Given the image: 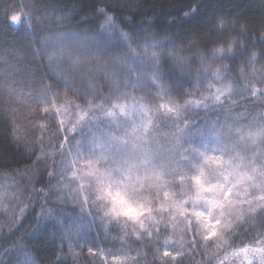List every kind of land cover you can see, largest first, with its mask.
I'll list each match as a JSON object with an SVG mask.
<instances>
[{
  "label": "snow or ice",
  "instance_id": "snow-or-ice-1",
  "mask_svg": "<svg viewBox=\"0 0 264 264\" xmlns=\"http://www.w3.org/2000/svg\"><path fill=\"white\" fill-rule=\"evenodd\" d=\"M140 4V0L135 3L132 0H105L96 9L102 16L98 34L118 36L127 42L118 55L94 50L84 41L74 43L63 37L58 38L59 53L68 72L67 75L58 74L64 84V95L67 96L70 90L80 98L83 92L84 105L75 104V109L85 112L87 118L78 119L66 130L61 120L60 127L54 130L53 135L59 140V134L65 132L64 140L71 144L67 150L68 156L75 152L79 157L82 150L90 145V155L95 157L94 160L88 158L86 167L89 171L79 177L73 173V177L87 179L89 188H92L94 177L97 182H102L116 172L121 174L122 179L127 177V183L134 191L139 186L143 203L139 206L138 214L128 217L131 233L127 231L128 223L121 225L123 237L128 238L122 239V248L127 245L128 251L132 250L131 236H135L144 246L158 240L161 223L165 228L171 224L175 232V212L184 217L179 221L184 224L180 230L181 245L187 242V233L191 232V246H199V238L205 242L216 238L215 246L219 249L221 242L229 245L230 237L242 226H246L255 230L249 242L251 246L241 247L233 254H242L246 264H264V113L245 122V114L234 111V106H239L237 95H242L245 100L250 95L264 101V71L257 81L261 87H257L248 79L245 69L240 68L241 78L245 81L243 88L248 95L238 92L233 84L224 80L234 70L229 64L235 65L238 59L249 68L254 69L257 63L264 67V25L259 28L258 39L252 40V31L246 22L242 23L236 17L219 15L204 26L202 31L179 42L156 34L134 41L120 28V18L114 13L109 15L107 5L126 7L132 13ZM25 7L28 8L31 31L37 33V39L42 42L41 46L33 49V59L40 60L47 56L51 61L55 53L49 49L51 34L45 28L52 23L63 25L70 13L49 12L35 4ZM195 12L197 6L193 5L177 23H183ZM22 19L21 15H10L13 25ZM125 19L131 20L132 17L129 14ZM226 36L233 38L225 39ZM201 41L213 45L208 55L201 51ZM184 44L197 53L199 66L194 77L189 66L190 57L184 54ZM257 48L259 52L255 51ZM157 53H160L159 57ZM216 61L220 62L219 67ZM165 64L171 65L167 71ZM176 71H179V76ZM77 75L87 80V89L76 87ZM185 77L194 79L197 84L202 79H212L218 82V86L208 95L201 93L200 100H191V91L186 93L184 89ZM100 79L105 81L103 86L100 85ZM53 87L51 84L43 85V94L58 98L60 92L53 91ZM104 87L107 88V94L104 93ZM162 96L168 98L167 104L158 102ZM121 100L125 103H120ZM129 100L132 101L130 106L127 103ZM180 100L184 103H179ZM68 104L66 100L65 106ZM210 112L218 113L215 119L209 115ZM137 113L139 119L135 118ZM101 116L107 119L102 120ZM161 132L165 133V142L158 139ZM68 133L73 135L69 137ZM209 141L213 145L211 148ZM22 143L17 139L14 144L21 149ZM59 147L63 150L64 143H60ZM23 151L35 154L26 143L23 144ZM61 155H65L64 151H61ZM45 156L50 158L51 153L45 150L41 142L37 161ZM44 164L46 166V161ZM105 164L108 167L101 171ZM74 165L75 161L67 165V171H71ZM35 166L39 168L42 165L37 163ZM67 171L62 169L59 173H48L57 183L52 185L49 181L46 200L56 195L57 201L67 202L63 199V189L67 184L59 179L66 177ZM83 188L81 184L74 193H70L72 201L82 213L96 219L90 206L91 196L83 195ZM173 188H179V193H172ZM170 194L173 196L171 201ZM188 205L191 207L190 212L186 207ZM243 205H247V208ZM86 206H89L87 211ZM166 210L168 215L164 216ZM24 211L25 208L21 207L20 212L23 214ZM110 213L115 216L124 215L117 210L116 205H113ZM56 217L55 208L49 209L42 204L36 218V228L28 234H38L41 221H56ZM2 227L0 225V229ZM8 227L11 229V224ZM65 237L71 242L72 238L67 232ZM167 245L168 239H165V248ZM19 246V238L11 241V248ZM11 248L5 251H11ZM69 248L71 250V243ZM209 248L205 244V251ZM159 251L157 248L156 255ZM174 251L176 255L183 254L182 247ZM89 252H92L91 247ZM108 255L124 256V252H108ZM141 255L146 254L137 249V256ZM161 258L175 261L173 251L170 250H164ZM126 260L141 264L139 259L131 256H126ZM125 261L116 259L115 264H125ZM88 264H94V261ZM144 264H148L146 259Z\"/></svg>",
  "mask_w": 264,
  "mask_h": 264
},
{
  "label": "trees",
  "instance_id": "trees-1",
  "mask_svg": "<svg viewBox=\"0 0 264 264\" xmlns=\"http://www.w3.org/2000/svg\"><path fill=\"white\" fill-rule=\"evenodd\" d=\"M132 2L135 3L136 0ZM140 2L137 10L132 13H129L126 7L107 5L109 15L114 13L120 18V28L125 32L134 33L138 29L146 28L148 33L167 36L177 42L183 40L182 36L188 38L202 31L208 19L219 14L229 18L236 17L242 23L246 22L252 31V40L258 39L259 28L264 25V0H140ZM104 3L105 0H0V225L3 226L0 229V264H33V261L35 264H88L89 261H94V264H115L116 259L125 261L126 256L139 259L141 264H144L145 259L148 264H164L165 261L167 264H246L242 254H233L241 247L251 246L249 242L255 235V230L246 226H242L230 237L231 246L221 242L220 248L217 249L216 238L207 242L199 238V246H191L193 239L191 232L187 233V242L181 245L180 230L184 228V224L179 221L184 217L180 215L175 232L171 224L165 228L161 223L158 240H153V243L144 246L135 236H131L132 250L128 251L127 245L122 248V239H128L123 237L121 231L123 224L106 222L101 225L98 217L95 216L94 219L82 213L79 206L72 201L70 193H74L81 184L84 185L83 195H92L87 179L80 180L73 177V173L79 177L87 170L81 166L80 156L78 157L75 152L70 156L67 155L68 142L64 140L65 134L61 132L59 140L53 135L54 130L58 128V115L51 113L45 118L40 112L41 107L44 106L41 102H48L50 98L57 101L65 96L61 90L64 84L58 78V74L67 75L68 72L65 61L59 58L52 57L51 61L47 56L40 60L33 59V49L41 46L42 42L37 39L38 34L31 31L27 17L28 8L25 6L30 7L35 4L46 8L49 12L70 13L63 25L52 23L45 28V31L51 34L49 49L55 51L56 43L53 37L66 30L68 33L73 31L78 40L89 43L94 49L95 39L87 37L85 33L99 26L102 16L96 9ZM193 5L197 6V12L183 23H177ZM13 13L21 15L26 20V25L18 23L13 25L10 21V15ZM129 14L132 19H125ZM232 38L225 37V39ZM200 44L201 51L205 55L213 47L207 41H201ZM255 51L259 52V48ZM193 52L197 55L195 51ZM165 65L167 70L171 67L170 64ZM189 66L194 77L199 62L191 57ZM229 67L234 70L229 72L224 80L229 79L238 92L248 95L243 88L245 81L241 78V74L236 75V64H229ZM93 71L97 70L93 69ZM211 80H201L208 81L206 89L212 87ZM250 80L257 87H261L257 83L258 80ZM46 84L53 85V91L59 90L58 98L51 94L47 96L43 94V85ZM75 85L82 90L89 87L87 80H82L79 75L75 78ZM184 89L186 93L189 90L186 87ZM197 90L200 91L201 87ZM68 92L73 94L70 90ZM80 99L83 100V92ZM236 99L239 101V106H234V111L244 113L245 122L258 118L264 113V101L250 95L247 100L242 95H237ZM158 102L167 104L168 101L166 96H162ZM179 103L183 104L184 101L180 100ZM75 104L84 105L76 102ZM80 113L84 117L87 116L85 112ZM217 114V112L209 113L213 119ZM135 118L139 119V113ZM164 135L165 133L161 132L158 137L161 142H165ZM17 139L23 142L21 149L14 144ZM41 142L45 150L51 153V157H41V160L37 161ZM24 143L30 145L35 154L25 153ZM60 143L65 145L63 150L59 147ZM212 146V142L209 141V148ZM61 151H64V156L61 155ZM73 161L75 165L71 171H67V165L72 164ZM37 163L42 166L37 168L35 166ZM62 169L67 171L66 177H59L63 184H67L63 189V199L67 202L57 201L56 195H51L46 200L49 181L51 180L52 185L57 183V180L50 178L48 173H59ZM177 183H179L178 177ZM179 191V188L171 190L176 194ZM172 199L173 196L170 194L169 201ZM42 204L49 209H56L57 222L41 221L38 234L29 235L28 233L36 228V218L41 212ZM90 206L94 212L91 200ZM21 207L25 208L23 214L20 212ZM88 207L86 206V211ZM186 207L190 212V205ZM237 207L241 206L237 205ZM243 207L246 209L247 205ZM163 215H168L167 210ZM14 218L15 223H13ZM193 223H195L194 218ZM9 224L11 229L8 227ZM127 231L129 233L132 231L131 222L128 223ZM65 232L72 238L71 242L66 240ZM17 238L20 239V246L11 248V241ZM165 239H168V244H174V249L182 247V255L173 252L175 261L171 258H161L163 251L169 250L164 246ZM69 243L72 245L71 250ZM205 244L210 246L208 251H205ZM89 247L92 248L91 253ZM9 248L11 251H5ZM157 248L160 250L158 255H156ZM137 249L146 255L138 257ZM121 251L124 252V256L108 255V252ZM125 264H133V262L126 260Z\"/></svg>",
  "mask_w": 264,
  "mask_h": 264
},
{
  "label": "rangeland",
  "instance_id": "rangeland-1",
  "mask_svg": "<svg viewBox=\"0 0 264 264\" xmlns=\"http://www.w3.org/2000/svg\"><path fill=\"white\" fill-rule=\"evenodd\" d=\"M220 15V14H219ZM217 15V16H219ZM217 16L213 17L212 19H208L207 24L210 23L211 21H213ZM210 20V21H209ZM18 24L20 25H26V20L22 19L20 22H18ZM146 28H141L138 29V31L133 32H127L130 37H132V39L134 41H139L142 40L144 37L149 36L151 33H148L146 30ZM67 31V30H66ZM61 32L60 34H56L53 37L54 43H56V50L53 51L55 54L53 55V57L59 58L61 59V54L59 53V47L60 44L58 43V38L63 37L66 38L67 40L77 43V42H81L80 40H78L79 38L76 37V35L73 33H68V32ZM99 32V26L96 29H92L90 31H88L87 33V37H92L95 39V45H94V50L97 51H102V52H107L110 54H114V55H118L125 47H126V43L125 41H122L118 36H106L103 33L98 34ZM125 32V31H124ZM181 39H185L184 36H182ZM96 44H100V45H96ZM102 45V47H101ZM210 51L207 52V55ZM184 54L185 56L191 57L194 59V61L199 62L198 57L196 54H194L193 50H191L189 48V46L187 44H184ZM148 55H151V53H149ZM157 56H160V53H157ZM209 59H211V57L209 56ZM62 60V59H61ZM216 65L219 67L220 66V62L216 61ZM165 67V71H167V65H164ZM243 67L245 69V72L247 73L248 78L253 79V80H259L260 79V73L262 71H264V67H262L261 63H257L255 65V68H249L247 67V65L245 64L244 61L242 60H237L236 61V75L238 76V74L240 72V68ZM176 74L179 76L180 73L179 71H176ZM185 83H184V87L189 88L188 92L191 91V95L189 96V99L191 100H200L201 97V93H203L204 95H208L209 92H214L215 88L218 86V82L211 80L212 83V87H208L206 89V87L208 86V81L205 82H199V84H197L194 79L192 78H188L185 77L184 78ZM101 81V86H103L105 84V81L103 79H100ZM226 82H230L232 84V82L227 79ZM201 87V90L198 91L197 88ZM61 90L64 93V87H61ZM105 93L107 92V88L104 87ZM69 101V104L67 106H65V101ZM74 103H71L73 102ZM166 101H168V98L166 97ZM75 102L76 103H83L84 101L81 100L80 98H77L76 96H74L73 94H71L70 92H67V96H62L60 97L57 101L53 100V99H49L48 102L44 101L41 102V104H43L44 106L41 107V116L45 117L48 114H56L58 115L59 119H58V127H60V121L63 120L64 121V126H65V130L70 127L72 124L76 123L78 119L83 120L86 119L87 116H83L80 112L76 111L75 109ZM115 102V101H114ZM120 103H125V101L121 100ZM128 105L130 106L132 101L129 100L127 101ZM53 104H55V107H53ZM47 109V111H46ZM70 111H72L70 113ZM102 120H106L107 118L104 116H101ZM86 131V129H85ZM62 133L65 134L64 131H62ZM69 137H71V135H73L72 133H68ZM67 148L69 149L71 147V144L67 143ZM89 146H86L85 149L82 150V155L80 156V161H81V166L86 169L87 171H89V169H87V163H88V158H92L93 160L95 159V157H91L90 152H89ZM99 150L97 149V152ZM103 163V162H102ZM99 166V165H98ZM108 167V165H104L102 170H104V168ZM113 175H117L116 172H113ZM174 215L176 216V218L178 219V217L180 215H178L177 213L174 212ZM167 248L170 251L174 252V244L170 243L167 245Z\"/></svg>",
  "mask_w": 264,
  "mask_h": 264
},
{
  "label": "clouds",
  "instance_id": "clouds-1",
  "mask_svg": "<svg viewBox=\"0 0 264 264\" xmlns=\"http://www.w3.org/2000/svg\"><path fill=\"white\" fill-rule=\"evenodd\" d=\"M101 171L103 170L101 169ZM91 192L94 214L99 218L101 225L106 222L129 223L128 217L138 214L139 206L143 203V194L140 192L139 186L134 191L127 183V177L122 179L120 173L111 175L103 179L102 182H97L94 177ZM113 205H116L117 210L123 212L124 215H112L110 209L113 208Z\"/></svg>",
  "mask_w": 264,
  "mask_h": 264
}]
</instances>
